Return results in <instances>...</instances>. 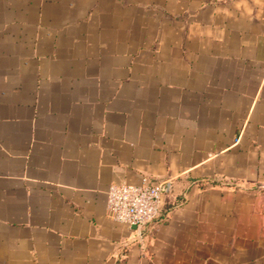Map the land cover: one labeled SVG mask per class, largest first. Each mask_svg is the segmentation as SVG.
Instances as JSON below:
<instances>
[{"label": "crops", "instance_id": "obj_1", "mask_svg": "<svg viewBox=\"0 0 264 264\" xmlns=\"http://www.w3.org/2000/svg\"><path fill=\"white\" fill-rule=\"evenodd\" d=\"M0 264H264V0H0Z\"/></svg>", "mask_w": 264, "mask_h": 264}, {"label": "built area", "instance_id": "obj_2", "mask_svg": "<svg viewBox=\"0 0 264 264\" xmlns=\"http://www.w3.org/2000/svg\"><path fill=\"white\" fill-rule=\"evenodd\" d=\"M168 188V180L150 182L146 178L138 184H112L106 194L107 210L115 221L133 227L140 235L158 215Z\"/></svg>", "mask_w": 264, "mask_h": 264}]
</instances>
